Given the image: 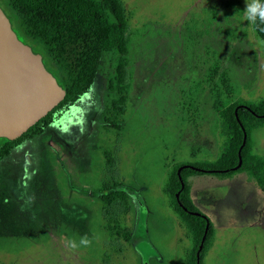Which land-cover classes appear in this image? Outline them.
I'll return each instance as SVG.
<instances>
[{
    "label": "rangeland",
    "instance_id": "obj_1",
    "mask_svg": "<svg viewBox=\"0 0 264 264\" xmlns=\"http://www.w3.org/2000/svg\"><path fill=\"white\" fill-rule=\"evenodd\" d=\"M119 1L131 81L121 129L104 119L118 57L105 53L90 90L0 160V264H184L193 234L167 193L169 175L223 153L218 99H264V42L244 16L252 0ZM5 12L62 82L63 68L21 34L12 8ZM251 136L264 157V126ZM107 155L129 211L116 206L105 216L95 192L112 179ZM187 181L197 212L213 225L201 264H264V188L246 171Z\"/></svg>",
    "mask_w": 264,
    "mask_h": 264
},
{
    "label": "trees",
    "instance_id": "obj_2",
    "mask_svg": "<svg viewBox=\"0 0 264 264\" xmlns=\"http://www.w3.org/2000/svg\"><path fill=\"white\" fill-rule=\"evenodd\" d=\"M0 6L4 11L6 7L12 8L18 16L21 34L44 45L51 63L63 68L62 82L58 83L66 90L65 99L20 138H0V160L23 141L43 134L61 116V112L68 110L90 90L97 79L105 53H115L118 57L114 75L108 81L111 97L104 119L111 127L121 129L117 122L127 110L131 85L129 25L123 4L119 0H0ZM12 27L24 42L13 24ZM253 27L264 42V25L257 22ZM215 109L227 138L223 153L214 162L187 164L189 166L180 173L177 167L168 178L167 193L175 210L193 234L194 245L184 264H201L213 231L207 216L194 214L198 210L190 197L189 176L214 173L226 177L246 171L257 185L264 188V157L254 152L251 136L253 130L264 126V99L250 103L220 98ZM106 166L112 179L104 182L102 188L95 192V197L104 203L105 216L112 215L116 206L128 212V193L116 180L113 172L115 159L110 155H107ZM207 225L206 238L200 250ZM115 228L119 227H111V230ZM125 233V240L130 241V232L126 230Z\"/></svg>",
    "mask_w": 264,
    "mask_h": 264
},
{
    "label": "water",
    "instance_id": "obj_3",
    "mask_svg": "<svg viewBox=\"0 0 264 264\" xmlns=\"http://www.w3.org/2000/svg\"><path fill=\"white\" fill-rule=\"evenodd\" d=\"M65 97L66 90L46 68L41 54L19 39L0 6V138H20ZM207 229L208 225L200 250Z\"/></svg>",
    "mask_w": 264,
    "mask_h": 264
},
{
    "label": "clouds",
    "instance_id": "obj_4",
    "mask_svg": "<svg viewBox=\"0 0 264 264\" xmlns=\"http://www.w3.org/2000/svg\"><path fill=\"white\" fill-rule=\"evenodd\" d=\"M244 16L250 23H257L264 25V0H252V3H246ZM264 30V29H262ZM67 131V129H65ZM86 243V241H81Z\"/></svg>",
    "mask_w": 264,
    "mask_h": 264
}]
</instances>
